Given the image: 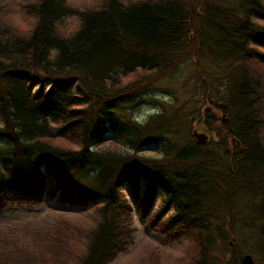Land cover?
<instances>
[{
  "label": "trees",
  "instance_id": "trees-1",
  "mask_svg": "<svg viewBox=\"0 0 264 264\" xmlns=\"http://www.w3.org/2000/svg\"><path fill=\"white\" fill-rule=\"evenodd\" d=\"M192 57L226 72L202 66L203 143L149 95ZM130 104L156 109L137 119ZM48 199L78 211L0 229V264H109L133 243L135 205L193 249L187 264H241L237 221L264 264V0H0V211ZM79 218L92 224L72 236Z\"/></svg>",
  "mask_w": 264,
  "mask_h": 264
},
{
  "label": "rangeland",
  "instance_id": "rangeland-1",
  "mask_svg": "<svg viewBox=\"0 0 264 264\" xmlns=\"http://www.w3.org/2000/svg\"><path fill=\"white\" fill-rule=\"evenodd\" d=\"M73 3L82 5L83 3L91 4L92 0H71ZM14 24L19 27H25V22L20 19V14L16 11L13 14ZM78 24V17L74 14L67 15L62 20V26L68 31L75 28ZM200 66L197 61L192 58H188L180 62L177 66L169 68L162 74L157 76L155 79L152 78L149 82V89H153L154 93L149 92L151 96L157 98L163 104H166L169 109H174L177 112L180 120H184V130L188 129L193 134V129L196 127L194 118L196 116L192 113L195 112L197 107L202 103V99L205 96V90L202 86V78L205 76L202 71V66L209 72L226 74L225 69L222 66H218L209 59L203 58L199 60ZM203 63V64H202ZM218 75V72L216 73ZM214 78V76H213ZM148 82V83H149ZM147 83V84H148ZM212 85L219 88L222 86L216 83L214 80ZM151 87V88H150ZM134 104L127 105V110L132 111L137 119H143L148 113L154 111L156 107L145 106L144 104ZM219 114H217L218 116ZM220 120L216 123V128H220L223 124L222 120L225 118L223 115H219ZM199 125V123H197ZM197 125V131L202 133H207V130L202 125ZM209 134V131L208 133ZM210 136V135H209ZM233 143V142H232ZM152 151V149H151ZM151 151H145L150 153ZM162 194L158 192L155 202L158 203ZM155 203V205H156ZM158 205V204H157ZM136 207L138 210H136ZM134 211V227L137 229L133 234V243L130 245L126 252H122L109 264H143V260L148 255H154L153 250L158 251L159 259L157 264H187L189 260L188 256H193V249L189 247L186 243L184 246L177 245L176 243L169 242L163 234L153 230L151 227V222L147 216L144 215V211L139 205H135ZM78 207L75 205H65L63 208L58 205L53 200H46L40 206H37L33 210L29 209H16L13 212L0 211V229H11L12 227H22L25 223H42L47 222L51 219L52 210L65 211L67 213L77 212ZM91 215V216H89ZM86 217H92L89 214ZM78 217V215L76 216ZM75 218V216H71ZM74 221V220H71ZM73 226L69 229L71 230L72 236L76 235L77 232L81 233L83 226H89L92 222L89 219L79 218L77 222H71ZM86 223V224H85ZM250 224V223H249ZM243 221H237L235 226V233H232L235 238V246L239 249L242 248V253L246 254L248 250H254L253 245L255 238L247 234H254L256 231L255 226H251ZM225 226V223H224ZM230 227V224L227 225ZM226 227V226H225ZM79 231H78V229ZM233 232V231H232ZM246 232V233H243ZM75 237H73L74 240ZM231 246L234 244L233 239H230ZM78 242V241H75ZM75 242L68 241V245L75 246ZM78 247V246H77ZM158 250H157V249ZM246 251V252H245ZM150 257V256H149ZM154 257V256H153ZM184 257V259H183ZM255 264H260L261 260L258 255H255ZM152 258V257H150ZM183 259V260H182ZM147 263V261L145 260ZM254 264V263H253Z\"/></svg>",
  "mask_w": 264,
  "mask_h": 264
},
{
  "label": "water",
  "instance_id": "water-1",
  "mask_svg": "<svg viewBox=\"0 0 264 264\" xmlns=\"http://www.w3.org/2000/svg\"><path fill=\"white\" fill-rule=\"evenodd\" d=\"M193 136L196 138L197 143H203L207 140V135L197 131V126L193 129ZM241 264H252V257L246 253L241 260Z\"/></svg>",
  "mask_w": 264,
  "mask_h": 264
},
{
  "label": "clouds",
  "instance_id": "clouds-1",
  "mask_svg": "<svg viewBox=\"0 0 264 264\" xmlns=\"http://www.w3.org/2000/svg\"><path fill=\"white\" fill-rule=\"evenodd\" d=\"M70 34V33H69Z\"/></svg>",
  "mask_w": 264,
  "mask_h": 264
}]
</instances>
